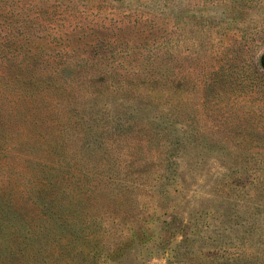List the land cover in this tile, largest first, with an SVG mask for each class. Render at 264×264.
I'll list each match as a JSON object with an SVG mask.
<instances>
[{
  "label": "rangeland",
  "instance_id": "1",
  "mask_svg": "<svg viewBox=\"0 0 264 264\" xmlns=\"http://www.w3.org/2000/svg\"><path fill=\"white\" fill-rule=\"evenodd\" d=\"M0 264H264V0H0Z\"/></svg>",
  "mask_w": 264,
  "mask_h": 264
}]
</instances>
